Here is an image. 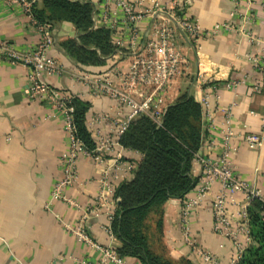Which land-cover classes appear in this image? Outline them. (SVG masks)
<instances>
[{
	"label": "crops",
	"instance_id": "crops-1",
	"mask_svg": "<svg viewBox=\"0 0 264 264\" xmlns=\"http://www.w3.org/2000/svg\"><path fill=\"white\" fill-rule=\"evenodd\" d=\"M90 1L94 7L96 27L111 29L113 43L120 42L116 65L111 60L100 66H79L59 47V42L75 38V28L61 22L52 28L53 46L48 54L62 67L59 76L48 77L53 87L89 103L85 123L93 141L97 133L115 140L119 121L126 119L130 110L118 108L117 102L105 96H93L88 87L74 75L89 78L105 77L118 83L113 65L125 72L136 52L152 37L159 17L150 14L151 0H145L142 17L130 21L123 11L107 0ZM162 7L180 8L178 14L195 19L208 31L215 24H239L231 15L233 0H157ZM252 33L264 41V0H254ZM172 27L171 23H168ZM174 28V27H173ZM175 29V28H174ZM175 41L183 52L186 64L175 76L164 93V107L187 94L198 102L203 111L205 135L192 164V174L201 177L199 158L217 160L223 154V135L230 130L231 149L227 159L235 175L264 196V144L261 148L248 147L245 135L264 134V73L255 69L249 55H257L262 45L251 44L246 37L227 31L214 36L202 35L197 46L174 31ZM40 37L20 5L0 0V40L14 44L20 50L36 46ZM204 79V81H203ZM227 82L235 87L227 88ZM258 86V90L254 89ZM148 92V91H146ZM209 95L207 107L201 104ZM231 107L229 123L226 109ZM98 115H106L108 122L97 123ZM69 139L64 131L60 113L45 102L30 100L27 96V69L22 65L0 64V264H80L82 260L96 263L99 253L78 242L69 231L85 210L98 207L104 174L114 188L130 179L141 155L118 146H111L96 160L80 155L76 161L75 183L63 190L65 198L79 205L76 208L62 199H54L52 190L62 177L61 157L67 152ZM130 167V168H129ZM197 183V184H198ZM215 181L198 202L189 218L190 236L195 246L217 257L219 264H231L237 258V248L229 238L213 230L212 202L220 193ZM195 197L193 188L185 198ZM182 199H168L163 205L162 239L173 261L186 259L192 264H205L183 238L180 225ZM244 193H235L227 199V213L233 229H238L240 212L246 203ZM106 206L98 207L97 216L86 219L89 237L100 245L120 246L116 237L109 238L105 227L109 224ZM241 247L247 246L246 236L238 234ZM127 264H142L137 258L124 257Z\"/></svg>",
	"mask_w": 264,
	"mask_h": 264
},
{
	"label": "built area",
	"instance_id": "built-area-1",
	"mask_svg": "<svg viewBox=\"0 0 264 264\" xmlns=\"http://www.w3.org/2000/svg\"><path fill=\"white\" fill-rule=\"evenodd\" d=\"M9 3L20 5L22 11L29 17L34 25L40 39L36 46L29 50H20L14 44L0 40V64L11 66L22 65L27 69V96L30 100L45 102L46 105L60 113L63 119V127L66 132L69 144L67 152L61 157L62 177L58 180L52 190L54 199H62L72 204L76 208L79 205L72 200L64 197L63 190L72 186L77 178L76 161L80 155L89 156L96 160L100 159V154L107 151L111 146H118L120 135L127 128L129 122L139 114H145L159 123L161 116L165 112L164 93L169 87L171 81L180 74L182 67L186 64V59L181 48L175 41L174 31L187 38L190 43L197 46L196 39L202 35L214 36L219 31H227L242 35L247 38L251 44H261L260 54L249 55V61L252 66L264 73V41L256 37L250 30L254 23L253 5L254 0H233L234 7L231 11L232 16H236L239 24L223 22L215 24L208 31L203 30L195 19L185 14H178L179 7H162L157 0H151L150 14L159 17L153 29L152 37L145 43L141 50L135 53L133 59L125 72H121L113 65L112 71L119 79L118 83L105 77H92L86 75H74L76 80H80L88 87L89 93L93 96H105L117 102L118 108L126 107L130 110L126 119L119 121L116 130L115 140L105 139L98 135L95 147L92 151L85 148L83 143L75 136V127L73 124V107L69 105L73 97L63 91L53 87L47 81L48 77L59 76L62 73V67L55 58L48 54L53 46L52 28L47 22L38 23L31 15V5L35 0H6ZM145 0H107L117 9L125 13L127 19L134 22L142 17V8ZM264 8V1L261 3ZM94 13V11H93ZM172 24V27L168 25ZM94 24V21H93ZM95 26V25H94ZM96 27V26H95ZM175 29H174V28ZM113 25L109 26L111 30ZM114 45L118 48L120 42L116 41ZM118 51L111 54L107 60L113 61L116 65ZM204 81V79H203ZM227 88L235 87L234 82H227ZM258 90V86H254ZM148 91V92H146ZM209 103V95H205L201 101L204 107ZM231 107L226 109L227 120L230 116ZM97 123L108 122L106 115H98L94 119ZM231 131L226 130L223 135V154L217 160L197 158L201 165L200 182L195 186V197L183 198L180 209V225L184 241L193 246L196 253L201 257L205 264H219L217 257L212 253L195 246L194 240L190 236L189 218L191 212L198 202L210 190L213 182L217 181L221 185V191L212 202L213 230L216 234L233 241L237 248V258L232 260L235 264L240 254L244 250L238 241V234L243 233L246 236L247 245L248 223L246 209L250 201L254 198L261 200L264 204V196L259 190L251 188L245 181L239 179L230 166L227 154L231 149L230 139ZM247 145L251 149H258L264 144V134L251 133L244 137ZM120 146V145H119ZM121 147V146H120ZM122 148V147H121ZM196 157V156H195ZM130 168V167H129ZM109 182L107 175L101 181V193L97 197L98 207L106 206V212L109 224L105 227L109 238H113L110 229V222L116 209L117 199L114 197V187ZM235 193H244L246 203L240 212L242 222L238 229H233L230 222V216L227 213V199H232ZM98 207L85 210L80 215L74 227L69 228L78 242L84 243L99 253V259L96 263L88 260H82L80 264H127L124 257L118 255L116 248L108 245H100L94 242L88 235L86 219L88 215L97 216Z\"/></svg>",
	"mask_w": 264,
	"mask_h": 264
},
{
	"label": "trees",
	"instance_id": "trees-1",
	"mask_svg": "<svg viewBox=\"0 0 264 264\" xmlns=\"http://www.w3.org/2000/svg\"><path fill=\"white\" fill-rule=\"evenodd\" d=\"M93 11V4L84 0H35L31 5V15L38 23L47 22L53 28L67 22L75 28L77 36L60 41L59 47L79 66L103 65L117 51L111 30L94 26ZM69 105L73 107L75 136L92 151L95 142L85 123L90 105L74 96ZM204 135L202 107L187 94L167 106L159 123L145 114L129 122L118 143L138 152L141 159L130 179L114 189L117 202L110 229L120 242L116 248L119 256L137 258L142 264H192L154 252L149 235L162 237L164 203L185 198L197 185L192 164ZM246 214L249 243L235 264H264L263 202L252 199Z\"/></svg>",
	"mask_w": 264,
	"mask_h": 264
},
{
	"label": "rangeland",
	"instance_id": "rangeland-1",
	"mask_svg": "<svg viewBox=\"0 0 264 264\" xmlns=\"http://www.w3.org/2000/svg\"><path fill=\"white\" fill-rule=\"evenodd\" d=\"M149 242H150L151 249L154 252H157L160 254L162 253V254L166 255L167 257H169L168 252L164 246V242H163L162 237L160 238L158 235L151 236V234H150L149 235Z\"/></svg>",
	"mask_w": 264,
	"mask_h": 264
}]
</instances>
